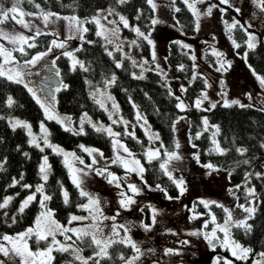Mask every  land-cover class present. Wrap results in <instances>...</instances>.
Segmentation results:
<instances>
[{"label": "rangeland", "instance_id": "rangeland-1", "mask_svg": "<svg viewBox=\"0 0 264 264\" xmlns=\"http://www.w3.org/2000/svg\"><path fill=\"white\" fill-rule=\"evenodd\" d=\"M154 2L157 4V9L153 11L151 20L155 18L158 19L160 23L152 25L150 21V24L147 26V28H141L129 23V28L138 27L145 34L151 33L150 39H152L154 46L148 44L150 50L148 55L137 54L133 49L134 45L130 44L132 40L136 39L134 37L123 35L121 33L123 24L122 22H120L119 18L120 16H126L120 11L116 10L114 5L112 4L100 7L95 12L88 15H78L75 13H59L50 10L43 11L41 9L29 12L20 6L24 12L35 14L32 16L24 17L26 21H31L32 28L25 29L12 20L5 22L3 28L7 32L23 33L26 36H34L36 28L41 29L42 32L56 33L57 35H52L48 47L36 52L32 55L34 56L39 52L47 51V49L51 46V41L53 39L57 40V42L64 41L71 34L69 32V22L63 19L57 20L55 24H49L46 27L41 18V12H53L57 13L61 17H78L79 20L85 22L83 24V27H86V22L88 20H91L92 17L96 16L99 12L100 25H102L103 27L100 28L95 23L96 32L104 31L108 40L112 41V43H107L105 37L101 36L103 40L110 45V52L112 51V49L117 50V46H119V48L122 49V51L119 50L121 57H131V63L132 60H136L137 66H133L132 64L131 69V73H135L136 76H139L142 71L139 65L143 61H148L147 64H144V69L150 68L156 70V66L158 64L160 69L162 70V73L160 71L158 72L163 77L166 86L168 87V89L171 88L174 95L179 96L184 101L186 106L188 105V102L184 97V92H181V85H183L185 88V86L191 81V78L175 76L172 77L167 74L166 55L168 43L171 40H176L183 47L184 45L189 46L184 48L189 53L191 59L193 56L195 57V59H192V76L194 77L195 74H200L203 77L204 86L194 96L192 102L193 105L196 104V101L198 99H201L203 101L201 104V108L208 109L216 101L224 103L225 101L231 102L233 100H238L240 101V104L251 105L264 109V88L261 87L259 81L256 79V76L253 75L252 69L245 61L246 48H249L247 45L249 34L251 33L255 35V43L260 40H264V11H262L257 6L254 0H230L231 7L234 10L237 8L240 9L239 12L235 11L237 17L234 19L247 27V37L245 41L246 47L243 52L237 51V48L234 47L233 41H235V39H233L226 27L225 22H227V24H231L233 23L234 19H227L224 16V13L220 11V6L214 7L210 16L204 15L210 5H218L216 0H204V3H198L196 5L201 13V16L199 19L198 29L197 20L194 16V31L191 34L183 33L174 17L173 13L177 7V0H154ZM191 2L192 0H189V3ZM13 3H15V0L5 8L11 7ZM113 8L115 9V12L112 15H109L108 10ZM111 21H115V23H111ZM117 28L119 29V31L113 34L112 30ZM80 42L81 39L77 35V38L67 40L64 49L53 48V51L49 52L48 55L44 57L40 62L35 65L26 67L24 69L26 73L25 83H27L29 87L33 88V90L36 92V96L40 99L41 103L45 104V106H53L49 109V114H52L60 119H63L64 117L71 118L70 125L67 121H65L63 125L60 123L66 128L70 127L78 132L81 127V118L84 117L85 114H87V118L97 126L104 125L105 128L111 126L113 132L120 134V129L118 126L122 125L121 128L123 131L127 133H133L135 135L134 122L121 114L119 103L111 91L112 84L106 86L105 80L101 84L90 86L89 88L90 93L96 92L97 89L100 90V92L97 93L95 97H92L96 101L101 99L104 101L105 108L107 110H105V108L103 109L107 114V119L95 118L86 111H81L78 117L75 118L69 113L60 111L56 107V91L58 86L60 85V81L56 76L52 77L51 74L52 72L54 74L56 73V69L53 66L54 58L59 52L63 53L65 51H68L72 52L77 60L82 61L75 52V49L78 47ZM235 43L237 44L236 41ZM0 44H3L10 50L13 48V45L4 39H0ZM214 50L223 54L222 58L224 61L231 62V67L228 68L227 71L216 70L218 67H220V64L218 63L220 57L214 55ZM153 51H155V61H153ZM13 55L21 64H23V61L25 59L20 60L14 54V52ZM31 57L27 59H31ZM68 60L70 66L72 67V58L68 57ZM116 62H120V58H117ZM0 63H3V57H0ZM12 66L13 65H8L7 67ZM225 67H227V64L225 65ZM256 74L259 75L258 73ZM110 79L111 78L106 80ZM205 81L207 83H205ZM100 93H104V95L102 96ZM202 94H206L207 99H203ZM249 94H251V99H249ZM108 95L114 98L116 105H118V109L113 108V101L106 98ZM41 103H39L40 106ZM42 111L43 117L38 121L37 126H33L28 119L20 117L18 115L7 116V121L10 124L11 121L21 120L29 124L31 126L32 133L37 137L38 143L40 144L39 148L44 149L47 146L44 145L42 139L44 133L41 131V124L43 123L45 129L48 132L47 138L50 144L58 146L64 152L74 153L76 157H79L84 161V163L81 164L79 160H75L72 156L68 157V160L73 165V167L84 168L85 172H87V175L82 177V187L85 191L99 198L103 214L108 217L115 216V223L117 225L123 224L130 228V231L128 233H125L123 229H119V232L120 237H123L125 235L130 236L131 239L140 246L142 252H144V255L140 258V261H138L137 264H216L218 258L220 264H224L225 260L232 261V264L239 263V260L232 256L231 251L228 248L222 246V241L224 238L223 232L217 230L216 235L220 238V241L218 242L216 240H213V243L216 245L215 247H212L208 244V241L204 239L203 234L191 235V233L200 232L210 234L216 224L224 223V220L226 218L225 212L220 207V211H215L212 207L213 205L217 206V204H222L224 205V207L230 209L232 211L234 221L244 220L248 217V213H246L244 209L240 208L238 205L242 204L245 207H254V197L248 196V201H246V203H239L238 197L236 195V185L242 184L243 190L245 192H247V188H253L251 185L250 176L246 174L259 173L263 170L264 151L255 154L248 160L250 162L249 170L246 171L245 174L239 179L232 180L229 177V168L218 166L213 163L212 164L215 165L219 170L213 171L211 175H209L210 170L203 167L202 165L211 162L199 161L198 163L194 158L196 155V147L194 148L192 146L193 143L190 140L188 132L189 118L185 112H180L177 114L173 121V147L171 149H167V151L178 152V154L181 156V159L173 160L168 165V168L169 171H171L173 180L178 181L180 179H183L186 191L183 195H181L180 191H178L177 195L173 196L168 194L164 189L163 191H161L162 188H157V185H147L144 179H141L140 174L136 172H127V170L121 164L111 163V161L115 159L119 154L120 156L127 158L129 161L133 159L139 160L140 164L143 165L141 163V160L136 155H134L133 151L126 145L120 135L118 137H115V139L119 140L123 145H125L128 148L129 152L132 153V156H129L128 153H125L122 148L114 147L113 137H111L113 148L112 154L108 156L103 155L101 157L98 153L93 152L92 155H89L88 152H85L83 148H81V145H83L84 148L88 149L98 148L85 144H79L78 148L66 147L61 143L53 141L49 136V130L46 124L47 116L45 114V109L42 108ZM137 112H139L144 119L138 120ZM109 113H112V119H109ZM204 118H206V116L203 115L201 123L202 128H205V125L203 123ZM145 119L146 117L142 110L138 106H135V122L142 128L145 136L149 140V143L145 148L144 155L149 149L159 148L158 145L154 144L156 139L154 138L153 134H158V136H160L158 130L152 127L147 119L145 123ZM54 120L57 121V119ZM112 120H117L118 123L113 124ZM85 124L89 123L85 122L84 125ZM213 126L217 125L208 124L207 126V129L210 130L211 143L213 141V132L216 131V127ZM23 129L26 132L29 142L31 137L28 135L27 130L25 128ZM215 140L218 141L217 135L215 136ZM177 142L180 145L178 149L175 147ZM50 149L52 150V148ZM81 150L84 153H80ZM99 152L101 151L99 150ZM59 155L62 162L66 166L71 178V172L69 170V167L65 163L64 155ZM44 156H46L45 152L41 157L39 168L41 163L43 162ZM94 157L97 160V163L95 164L92 163ZM165 159H167L165 151L160 150V156L158 158L160 164ZM87 165H92V168H87ZM111 165H114V167ZM102 168L107 169L104 176L97 175L93 170ZM108 173H113L120 178L121 186L119 188L116 186V184H110L108 182V179H106ZM42 183L43 181L40 176V180L33 186V189L22 199V201L28 195L32 194L35 191V187L37 185ZM129 184L136 185V187L140 189L139 194L131 193V191L127 187ZM229 189H231L232 192H230ZM121 191L127 193V195L129 196H132L135 200V203L132 204L128 209H123L119 205V200L121 199ZM168 197H171V199H168ZM40 199L41 194L39 193V200ZM194 200L216 201L217 204H209V206L206 208L204 204L201 203L204 206L203 209L197 210L196 206L194 205ZM87 203L88 199L87 197H85V200L80 205ZM41 211H43V209L40 207L33 221L23 229L15 232L3 233L0 236V243H4L6 245L8 244V242L2 240V236L5 234L15 236L17 233L24 232L29 227H34L36 218L37 216H39ZM117 213H119V215H117ZM145 214H148V222L145 221ZM72 215L88 216L89 219L84 221H73L71 224H69L68 221ZM212 215H215L216 217L215 224L212 223ZM153 216H155V223H153ZM194 216L197 218L193 219ZM54 219H56L62 226L68 228H81L90 226L93 223L91 217L89 216V211L82 207H80L79 211L72 212L65 221L58 220L57 218H55V216ZM206 222L207 227H205ZM113 223L114 222L110 219L102 221V226L104 227L103 238L111 237V226ZM141 224L151 225V229L149 231H145V229L141 227ZM56 239L62 243L72 242L64 241V236L60 233L56 234ZM72 240L75 241L73 237ZM50 241L51 237L49 238L48 243H50ZM182 241H187L188 243L184 244L182 243ZM29 245L31 247L30 240ZM47 245L38 247L40 249H44L45 247H47ZM36 249L37 247L32 248L33 251H35ZM166 249H173L175 250V253L178 254L166 255ZM81 254L85 257H88L93 253L90 255H85L83 253ZM133 255L134 252H132L128 257H131ZM0 259L6 260V258H4L3 256H0ZM257 259H260V257L258 255L254 256L251 260V264H253V261ZM67 262L68 261L63 262L62 264H67ZM6 264H10V262L6 260ZM37 264H39V261L37 262ZM75 264H80V262L78 261ZM89 264H92V262L89 261ZM120 264H123V262Z\"/></svg>", "mask_w": 264, "mask_h": 264}, {"label": "trees", "instance_id": "trees-1", "mask_svg": "<svg viewBox=\"0 0 264 264\" xmlns=\"http://www.w3.org/2000/svg\"><path fill=\"white\" fill-rule=\"evenodd\" d=\"M14 0H0L3 7H8ZM221 8L226 9L224 16L227 19L237 17L235 10L228 5L221 4L216 0ZM108 4L114 5L115 9L126 16L130 24L147 28L153 16V10L147 3V0H126V3L120 4L117 0H23L21 7L29 12L41 9L50 10L59 13H75L78 15H88L95 12L98 8ZM35 5H39L37 8ZM174 17L185 34H191L194 31L195 19L191 10L182 0H177ZM139 16V19L137 17ZM91 21V20H88ZM86 22L88 31L83 33L84 39L76 49V55L84 62V71L79 66L73 71L70 66L68 56L59 52L53 62V66L59 72L60 85L59 91H56V107L63 112L69 113L77 118L81 111H86L95 118L107 119V114L103 108L96 102L90 93V86L101 84L104 80L109 79L114 74L116 81L111 85V91L117 99L121 114L134 122L135 135H127L119 125L120 137L126 145L133 151L143 164L145 171L142 176L147 185H159L168 194L176 196L178 193L177 185L173 179L160 168L158 159L151 162L144 155L145 148L149 140L145 136L142 128L135 122V106H138L144 113L146 119L152 127L158 130L159 139L154 144L158 145L161 151L171 149L174 141L173 121L178 113L185 112L189 118L188 132L190 140L196 145V154H199L200 162H211L218 166L229 168V177L232 180L241 178L249 170L250 162L244 164V160H249L255 154L264 151V109L245 105L240 107L238 104H232L226 107L224 103L216 101L215 108H197L193 105L194 96L204 86L203 77L195 74L192 76V59L187 50L176 40L168 43L166 62L167 74L172 77H190L191 81L185 86L184 97L188 102L184 110L176 107L177 101L175 95L169 94V89L161 74L148 68L144 72L143 79L134 78L131 73L132 63L129 58L121 57L119 50L111 51L109 56L110 45L107 44L101 36L96 33V24ZM240 23V22H239ZM242 25V23H240ZM244 28H247L244 26ZM239 25L232 29L230 35L240 45L237 51L243 52L246 47L247 31ZM229 32V31H228ZM48 35L36 37V47L27 49L28 56H21L19 52L14 54L20 59H27L36 52L46 49L52 38L50 32ZM121 33L134 37L137 40V46H133L137 54L148 55L149 45L146 40L138 38L132 28L122 27ZM92 41V43H87ZM26 47V46H25ZM245 61L251 65V69L264 77V40L256 42L253 49L246 48ZM120 58L122 67H116V59ZM183 65V70L180 66ZM90 82V83H89ZM63 85H67L64 88ZM11 97L14 103L9 106L8 98ZM18 115L30 121L33 126H37L38 121L43 117V111L32 93L24 84L14 83L4 77H0V203L4 197L12 196L10 204L0 209V236L3 233L15 232L23 229L30 224L40 209L39 193H36V200L33 201L23 213H20L19 207L22 199L33 189V186L40 180L39 163L43 153L48 157L50 167L49 179L43 181L44 191L52 199L47 205L52 209L55 218L61 221L67 220L72 212L80 210V204L85 197L80 195V190L73 184L66 166L61 160L59 154L53 152L50 148L45 147L43 151L39 147L29 144L27 135L23 127H17L15 130L7 121V116ZM206 116L208 124H216L219 128L217 134L218 141L222 148L228 149L224 155L215 152L210 153L213 148L210 139V130L201 127L202 117ZM49 130V136L53 141L63 144L66 147L78 148L79 144L91 145L98 148L103 155L112 154L113 148L111 137L106 132H97L89 124L84 125L83 134H75L74 131L66 130L59 122L52 119H46ZM201 133L197 139L196 134ZM237 148H246L248 151L241 154L236 151ZM25 153L28 155L25 156ZM80 153H84L82 150ZM114 167V165H111ZM121 169V168H119ZM262 175L257 177L250 175V181L255 188V213L252 218L247 219V223L252 226L250 232H245L242 228H231L232 237L246 247L253 249L246 261L239 260L238 264H251V260L256 254L264 251V168ZM23 180L20 184L10 187L13 179ZM23 184H29L32 187L25 189ZM67 190L69 202L64 203L63 191ZM18 194V195H17ZM239 203H246L248 196L243 190V185L236 191ZM197 210H202L203 205L198 200H194ZM215 211H220L218 206H212ZM7 212V216L4 213ZM12 217L16 222L12 223ZM148 214H145V221L148 222ZM74 240L76 237L70 233ZM48 241H41L39 246L47 245ZM77 245L83 249V254L90 255L93 253V247H89L90 240L84 242L76 241ZM32 248H36L35 238L30 239ZM133 252L130 247L123 245H114L109 249L112 259H105L101 264H120V255L126 258ZM55 260L52 264H62L63 262L73 260L68 253H53ZM76 261L75 263H77Z\"/></svg>", "mask_w": 264, "mask_h": 264}, {"label": "snow or ice", "instance_id": "snow-or-ice-1", "mask_svg": "<svg viewBox=\"0 0 264 264\" xmlns=\"http://www.w3.org/2000/svg\"><path fill=\"white\" fill-rule=\"evenodd\" d=\"M23 0H15V3L9 8H4L2 4H0V39L7 40L10 44L13 45V48L10 50L6 48L3 44H0V57H3V63H0V77H4L9 81H12L14 83L18 84H24L26 88H28V91L32 93L33 97L37 99V103H41L40 99L36 96V92L33 90V88L29 87L27 83H25V76L26 73L24 69L28 66L35 65L38 62H40L44 57L48 55L49 52L53 51V48H61L64 49L67 43V40L75 39L77 38V35L81 40L84 39L83 33H86L88 31V28L83 27V24L85 23L84 21L79 20L78 17L71 16V17H61L57 13L53 12H41V18L43 20L44 25L47 27L49 24H55L57 20H66L69 22V32L71 33L66 40L57 42V40L53 39L51 41V46L47 49L45 52H39L36 55L32 56L31 59H25L23 61V64H21L16 57L13 55V52H19L21 56H28V51L27 49H32L35 48L37 45L35 43L36 37H39L41 35H48L49 33H44L42 32L41 29L36 28L35 29V35L34 36H26L23 33H16V32H7L4 30L3 25L5 22L12 20L15 21L16 24L21 25L25 29H31L32 28V23L31 21H26L24 19L25 16H32L35 15L34 13H26L23 11V9L20 7L21 3ZM31 2V0H29ZM118 3L123 4L126 3V0H117ZM183 2L187 5V7L193 12L194 16L196 17L197 20V29L199 27V19L201 16V13L199 9L196 7L198 3H204V0H192L191 3H189V0H183ZM254 2L257 4V6L264 11V0H254ZM147 3L151 6L152 10L155 11L157 9V4L154 2V0H147ZM221 4L228 5L231 7L230 0H220ZM37 8H39V5H35ZM214 7H219V5H210L207 8L206 13L204 15H211L213 8ZM176 11H179L180 9H175ZM220 11L223 13L226 11L224 8H220ZM236 12H239L240 9L237 8L235 9ZM115 12V9H109L108 14L112 15ZM106 19V17H105ZM120 22H122L123 26L125 28H129V21L126 17L120 16ZM139 19V16L137 17ZM89 23H96L98 27L102 28L103 26L100 25V13L98 12L96 16L92 17L91 21H88ZM111 23H115V21H111ZM157 23H160L158 19L153 18L151 20L152 25H156ZM226 27L229 33L232 31V29L236 28L238 25L241 28H244V25H241L239 21L233 20V23L227 24ZM250 27V25H249ZM245 31H247V28H244ZM113 34L117 33L119 29H113ZM132 31H134L137 35L138 38H142L143 40H146L148 44L153 45L152 39H150L151 33L145 34L142 32L138 27L132 28ZM52 35H57L56 33H51ZM98 36H104L107 43H112L111 40H108L107 36L105 35L104 31H97L96 33ZM231 38V37H229ZM256 37L254 34H249V40L247 41V45L249 49H253L256 46ZM87 43H92V41H87ZM131 45L139 46L137 44V40H132L130 42ZM234 47L239 48L240 45L236 44L235 41H233ZM26 46V47H25ZM154 46V45H153ZM184 47H189L188 45H184ZM117 50H121L119 46H117ZM76 51H80V49H76ZM63 55L71 57L72 58V70L75 71L77 66H79L81 69L84 71H88L87 68L84 66L83 61H79L74 57V54L72 52L65 51L63 52ZM108 55L111 56L112 53L108 52ZM127 55V54H126ZM214 55L217 57H220L218 60V63L220 64V67H218L216 70L217 71H227L228 68L231 67V62L230 61H224L223 60V54L216 52L214 50ZM247 54H245L246 58ZM131 59V57H128ZM192 59H195L193 56ZM153 61H155V51H153ZM148 61H143L139 67H141L142 71L139 76H136L135 73H133L134 78L136 79H143L144 78V64H147ZM133 66H137V61L132 60ZM227 64V67L225 65ZM8 65H13L12 67H7ZM116 67L120 68L122 67V62H117ZM183 65L180 66L181 70H183ZM251 68V65H249ZM156 70L160 71L162 73V70L160 69L159 65L157 64ZM253 75L256 76V79L259 81L260 85L262 88H264V77L259 76L256 74L255 70L253 69ZM57 76H59V72L57 71L56 73ZM195 79V77H193ZM116 81V76L113 74L110 80H105V85L109 86ZM90 83V82H89ZM205 83H207L205 81ZM223 83V82H221ZM64 88H67V85H63ZM60 89L57 88V91ZM186 91L183 85H181V92ZM100 90L97 89L96 92L91 93L93 97L99 93ZM102 96L104 93H100ZM169 94L174 95L172 92L171 88H169ZM203 99H207L206 94H202ZM108 100L113 101V108L118 109V105H116L114 98L108 95L106 97ZM176 100L178 101L176 107L180 110H184L187 106L185 105L184 101L179 97H175ZM249 99H251V94H249ZM101 108H105V103L104 101L97 100L96 101ZM202 100L198 99L196 101L195 106L197 108L201 107ZM14 103L11 97L8 98V104L11 106ZM225 106L230 107L232 104H238L240 107H245V105L240 104V101L238 100H233L231 102L225 101ZM41 107L45 109V114L47 116V119L52 120V119H57V122L61 123L62 125L67 121L69 125L71 124V118L70 117H64L63 119H60L58 117H55L52 114H49V109L53 107L52 105L45 106V104L41 103ZM212 108L216 107V104L211 105ZM248 107H251V105H248ZM105 110H107L105 108ZM109 119H112V113H109ZM122 119V118H121ZM137 119H144L139 112H137ZM182 119V118H181ZM87 122L92 125L93 128L97 132H106L110 137H113V145L114 147H119L122 148L125 153H128L129 156H132V153L129 152L128 148L123 145L119 140L115 139V137H118L120 134L113 132L111 126H108L107 128L104 127V125H99L97 126L96 124H93L90 119L87 118V114L84 115V117L81 118V127L79 131H75L72 128H66V130L69 131H74L75 134H83L84 133V128L83 125L84 123ZM112 123H118L117 120H112ZM127 123V122H125ZM146 123V119H145ZM205 125V130H207L208 126V120L207 118H204L203 121ZM11 127L15 130L17 127H23L27 130L28 135L31 137L29 140V144L34 145L36 147H40V144L38 143L37 137L32 133L31 126L27 124L24 121L21 120H14L10 122ZM216 127V131L213 132V148H211L209 151L215 152L220 155H224L227 153L228 149L222 148L217 140H215V136L219 133V128L218 126H213ZM41 131L44 133L42 139L43 143L45 146L52 148L53 152H56L58 154H63L65 157V163L69 167V170L71 172V179L73 184L80 189V195L82 197H87L88 203L80 205V207L87 209L89 211V216L91 217L93 223L90 226H85L81 228H68L62 226L56 219H54V213L52 209L47 207V202L52 199L51 196L47 195L44 193V184H39L35 187V191L28 195L20 204L19 207V212L23 213L24 210L33 202L36 200V193L41 194V199L39 200L40 207L43 209L39 216H37L36 221H35V226L34 227H29L26 229L24 232L17 233L15 236H10V235H3L2 240L8 242V244L0 243V256H3L6 258L10 264H37L39 261V264H52V262L56 259L55 256H53V252H60V253H68L70 256L73 257V260L68 261L67 264H75L76 261H79L80 264H89V261L92 262V264H101L102 260L105 259H112L109 249L112 248L114 245H123L126 247H130L134 255L131 257H125L123 254L120 255V260L123 261V264H137L138 261H140V258L144 255V252H142L140 246L134 242L130 236L125 235L123 237H120V232L119 229H123L125 233H128L130 231V228L128 226H125L123 224L117 225L115 223L116 217H108L103 214V211L101 209V202L98 197L93 196L89 192L85 191L82 187L83 185V176L87 175V172H85L84 168H75L73 165L69 162L68 157L72 156L75 160H79L81 164L84 163L82 159L79 157H76L74 153H67L64 152L62 149H60L58 146H54L50 144L48 140V132L45 129L43 123L41 124ZM127 135L134 136L133 133H126ZM201 133L196 134V138L198 139L200 137ZM155 139H159L158 134H153ZM194 148L196 147L195 144L192 145ZM175 147L178 149L180 147L179 143L177 142ZM261 147H264V145H261ZM81 148L85 152H88L89 155H92L93 152L98 153L101 157L103 156L102 152H99L98 149H88L84 148L83 145H81ZM41 151H43V148H40ZM237 152L244 154L248 150L246 148H237ZM28 154L25 153V156ZM146 158L149 162H151L154 159H158L160 156V149H149L146 153ZM165 155L167 159H165L161 164L160 168L165 172L166 175L169 176V179H173L171 175V171H169L168 165L173 161V160H180L181 156L178 154L176 151H167L165 149ZM197 162L199 163V154L197 153L194 157ZM93 164L97 163V160L95 157L93 158L92 161ZM113 164H121L127 172H136L141 175V179L143 178L142 174L145 171L143 165L140 164L139 160H131L129 161L127 158L120 156L119 154L116 156L115 159L111 161ZM244 164H248V160L243 161ZM203 167L209 169V175L213 171H218L219 169L216 168L215 165L212 163H207L202 165ZM2 167V165H0ZM50 165L48 164V157L44 156L43 157V162L40 165L39 172L42 181L47 182L49 179V174H50ZM87 168L91 169L92 165H87ZM97 175L104 176L105 172L107 171L106 168L102 169H93ZM246 175H252V174H246ZM257 177H260L262 174L261 173H255ZM106 179H108V182L110 184H116V186L119 188L120 185V178L117 177L113 173H108L106 176ZM23 180V175H21L20 180H16L15 178L13 179L12 185L10 187H14L17 184H20V182ZM177 187L179 188L180 194L183 195L184 192L186 191V188L184 187V181L183 179L180 180H174L173 181ZM23 188L25 189H30L32 186L29 184H23ZM128 189L131 191L133 194H139L140 189L136 187L134 184H129ZM240 185H236V188L238 189ZM157 188H159V185H157ZM163 191V189H161ZM230 192H232L231 189H229ZM234 194V193H233ZM18 195V194H17ZM121 199L119 200V205L123 209H128L132 204L135 203V200L133 199L132 196L127 195V193L121 191L120 192ZM246 196H255V188H247ZM63 199L64 203L67 204L69 202V194L67 190L63 191ZM168 199H171V197H168ZM13 200L12 196H6L3 199V202L0 203V209L6 208L10 202ZM200 203L204 204V206L207 208L209 204H217L216 201H200ZM218 207L222 208L223 211L226 214V218L224 220L223 224H216V226L212 229L211 233H200V232H193L191 235H204V239L208 241V244L212 247H215L216 245L213 243V240L220 241V238L216 235L217 230L220 232L224 233V238L222 241V246L228 248L231 251V254L233 257H235L237 260H243L246 261L249 259V255L253 252V249L250 247H244L241 245L238 241L234 240L232 238V233H231V228L236 227V228H242L244 231L250 232L252 226L247 223V219L252 218L254 215L256 209L255 207H245L244 205H238L240 208H243L246 213H248V217L244 220H238L234 221L233 216H232V211L222 204H217ZM5 216H7V212L4 213ZM119 215V213H117ZM197 217H193L195 219ZM89 219L88 216H77V215H72L69 218L68 223L71 224L73 221H84ZM112 220L114 223L112 224V233L111 237L108 238H103V232H104V227L102 226V221L105 220ZM16 222V218L12 217V223ZM216 222V217L215 215H212V223L215 224ZM153 223H155V216H153ZM141 227L145 229V231H149L151 229V225L147 224H141ZM205 227H207V222L205 223ZM60 233L61 235L64 236V241H72L71 243H62L56 239V234ZM69 233H72L76 237V241H81L84 242L86 239L90 240L89 247H93V254L91 256L85 257L81 253L83 252V249L79 247L76 244V241L72 240V235H69ZM35 238V242L37 245V249L35 251L32 250V248L29 245V240L32 238ZM51 237L50 243H48L47 247L44 249H40L38 246L41 241H48L49 238ZM119 237V238H117ZM182 243L187 244V241H182ZM10 245V246H9ZM166 255H172V254H178L175 253V250L173 249H166L165 250ZM260 257V259L254 260L253 264H264V252H260L256 254ZM5 259H0V264H6ZM216 264H220L219 258L216 261ZM224 264H232V261L225 260Z\"/></svg>", "mask_w": 264, "mask_h": 264}, {"label": "flooded vegetation", "instance_id": "flooded-vegetation-1", "mask_svg": "<svg viewBox=\"0 0 264 264\" xmlns=\"http://www.w3.org/2000/svg\"><path fill=\"white\" fill-rule=\"evenodd\" d=\"M51 74H52V77H55L56 76L53 72Z\"/></svg>", "mask_w": 264, "mask_h": 264}]
</instances>
